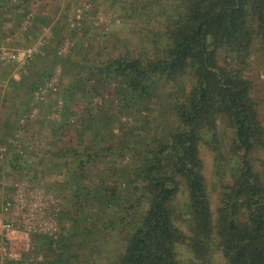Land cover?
I'll list each match as a JSON object with an SVG mask.
<instances>
[{
    "label": "trees",
    "instance_id": "1",
    "mask_svg": "<svg viewBox=\"0 0 264 264\" xmlns=\"http://www.w3.org/2000/svg\"><path fill=\"white\" fill-rule=\"evenodd\" d=\"M16 2L0 0V24L4 11L45 5ZM178 4L176 19L147 32V45L135 53L95 63L65 58L61 110L58 93L38 102L44 111L36 124L48 134L46 161L36 166L52 170L56 194L70 208L58 216L56 239L21 233L38 245L37 264L82 262L86 249L77 239L83 236L93 238L87 264H264L263 99L252 71L254 56L264 61V0ZM57 59L27 83L19 81L23 92L10 99L16 102L9 138L27 112L17 110L18 101L33 100ZM99 97L117 122L129 119L120 134L101 123L109 114L93 107ZM77 100L85 101L80 113L71 109ZM165 117L168 127L161 126ZM222 138L231 142L230 155ZM202 148L215 153L221 168L233 164L228 176L215 178L216 199L207 189ZM24 149H7L14 172L31 164ZM179 199L182 208L175 206Z\"/></svg>",
    "mask_w": 264,
    "mask_h": 264
},
{
    "label": "rangeland",
    "instance_id": "2",
    "mask_svg": "<svg viewBox=\"0 0 264 264\" xmlns=\"http://www.w3.org/2000/svg\"><path fill=\"white\" fill-rule=\"evenodd\" d=\"M16 1L14 0V5H17ZM44 4L39 3L38 6L31 5L30 7L23 5L20 6L21 10L19 11H4L6 12L5 18H1L2 20L6 19V22L0 24V57L2 53L7 52L27 49L32 51L31 56L25 60L24 64L0 60V212L2 203L6 202L5 200L8 201V197L11 198L14 194V187L26 184L39 185L51 192L57 199L55 206L57 215L61 216L70 206L68 203L62 202L61 197L56 194L59 182L56 183L53 179L50 168L42 171L36 166L38 160H41L42 163L46 161L44 158L46 142L43 139L48 134V130L37 127L36 122L39 121L44 109L38 105L40 100L35 99V92L42 85L52 84L47 88L41 101H44L51 91L53 94L58 93V100H60L59 79L61 72L67 67L64 63L65 58L82 59L95 63L97 60L106 61L108 56L116 55L119 52L135 53L142 45H147V39L144 37L148 35L147 32L159 30L165 23L176 19L177 5L179 4L178 0H45ZM25 7L30 8L26 17L23 14ZM54 55L58 57V62L51 65L53 71L50 80L35 89L33 100L28 105H22L21 101H18L17 110L24 111L26 109L27 112L19 120L18 126L16 125V131L19 132L13 133L10 138L13 135L14 137L10 139L9 132L15 120L11 113V107L15 106L14 102H16L13 99L11 102L10 99L16 95L22 97L23 91L19 89V81L27 83L29 75L41 73L50 66ZM252 66L254 80L262 91L260 96L263 99L262 116H264L263 58L260 55L254 56ZM104 100H106L105 97L95 98L93 107H104L109 115L107 114L108 117H104L101 123L107 125V130L111 128L113 134H120V129L128 127L129 119L122 117L117 122L115 111L109 106L106 107ZM162 100L166 101L165 98ZM62 102L60 100L55 105L59 111L63 105ZM83 105H85V101L77 100L71 104V109L80 113ZM162 105H164L163 109L169 107L166 102ZM169 118L162 119L161 126L168 127L171 121ZM111 121H114V124L110 125ZM2 140L3 142L7 141V147L1 144ZM222 140L224 141L223 150L230 155L231 142L227 138H222ZM9 145H16L20 148L27 147L22 150L25 160L31 162L27 170L23 168L14 172L7 164ZM201 158L207 177V189L216 199L221 189L220 183L215 181V178L217 179L219 173L228 176V171L233 164L226 162L221 168L215 158V153L203 148L201 149ZM53 169L56 170L58 167L54 165ZM182 202L181 199L175 201V206L184 207ZM7 214L4 213L5 216ZM29 236L24 238L19 233L16 237H12L8 234L4 239L7 250L5 255L0 258V264H37L41 261L40 256L35 257L32 254L35 249L37 251L38 245L35 242H30ZM92 241L93 238L88 236L77 239V247L80 244L81 250L86 249V256H81L82 262L77 264H87L86 258L90 254L89 246ZM40 250L44 252V249ZM214 264L222 263L217 260Z\"/></svg>",
    "mask_w": 264,
    "mask_h": 264
},
{
    "label": "built area",
    "instance_id": "3",
    "mask_svg": "<svg viewBox=\"0 0 264 264\" xmlns=\"http://www.w3.org/2000/svg\"><path fill=\"white\" fill-rule=\"evenodd\" d=\"M31 49L2 53L0 60L23 63L31 56ZM52 84L42 85L35 92V99L42 100ZM57 199L39 185L22 184L16 188L8 219L0 212V258L6 253L4 239L9 233L40 234L56 239L59 220L55 210ZM54 209V210H53Z\"/></svg>",
    "mask_w": 264,
    "mask_h": 264
},
{
    "label": "crops",
    "instance_id": "4",
    "mask_svg": "<svg viewBox=\"0 0 264 264\" xmlns=\"http://www.w3.org/2000/svg\"><path fill=\"white\" fill-rule=\"evenodd\" d=\"M15 190H16V188L14 187V191H13L14 194H15ZM14 194H12V197L11 198L8 197V201L5 200L6 202H3L2 203L1 212H2V215H3V217L5 219H8V215H9V211H10L11 206H12V201H13V198H14ZM2 210L4 211V213L6 212L8 214L5 216Z\"/></svg>",
    "mask_w": 264,
    "mask_h": 264
}]
</instances>
